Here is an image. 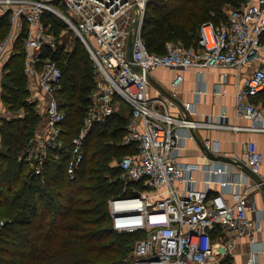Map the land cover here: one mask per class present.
<instances>
[{
  "label": "built area",
  "instance_id": "2783aa9c",
  "mask_svg": "<svg viewBox=\"0 0 264 264\" xmlns=\"http://www.w3.org/2000/svg\"><path fill=\"white\" fill-rule=\"evenodd\" d=\"M148 2L0 0V16L8 15L10 23L8 35L0 40V62L16 53V42L24 35L27 87L31 92L35 86L45 100L44 125L22 157L35 174H40L51 152L56 158L62 154L67 161V174L74 178L91 128L106 125L124 105L129 117L123 144H133L138 151L115 162L128 196L109 199L108 207L115 230L145 232L126 260L129 264H212L219 253L215 233L224 234L221 248L228 251L244 236L254 245L256 224L249 217L245 190L234 193L229 201L222 192L210 194L208 185L205 189L195 187L193 173L198 167L177 160L182 146L176 130L186 128L193 138L194 129L229 125L172 113L176 105L173 100L163 94H150V75L160 67L178 71L234 68L238 72L243 67H253L235 93V115L253 122L241 129L264 132V100L260 98L264 93V0H241L239 6H229L226 23L200 25L197 46L168 42L164 53L149 51L142 37ZM47 14L66 23L84 45L93 65L95 87L89 95L84 122L69 143L65 139L66 114L60 105L64 74L49 55L61 42L49 33L44 23ZM135 26L130 59L129 40ZM182 82L183 75L178 72L171 81L172 96ZM219 92L224 94L225 90ZM186 108L193 111L194 106L189 103ZM204 143L211 151L216 150L210 140ZM245 154L247 166L258 173L263 154L254 142H247ZM221 172V168L214 170L216 175ZM211 182L207 180V184ZM119 201L132 204L119 208ZM3 224L1 220L0 227ZM258 253L259 248L253 247L247 258L237 264H255Z\"/></svg>",
  "mask_w": 264,
  "mask_h": 264
},
{
  "label": "trees",
  "instance_id": "16d2710c",
  "mask_svg": "<svg viewBox=\"0 0 264 264\" xmlns=\"http://www.w3.org/2000/svg\"><path fill=\"white\" fill-rule=\"evenodd\" d=\"M240 4L241 0H149L142 30L144 43L154 53H164L167 43L177 40L186 47L197 46L201 24L226 23L224 6ZM58 21L52 14L44 17L45 25L56 35L67 28ZM9 30L8 15L0 16V40ZM22 37L7 63L2 85L4 104L11 112L22 110L23 114L0 119V220L4 218L0 264H129L126 257L145 232L115 230L108 207L109 199L128 196L115 162L138 151L133 144H123L129 116L116 113L106 125L91 128L74 178L68 176L62 154L56 158L52 152L40 174L31 167L23 174L29 164L20 157L40 117L35 104L26 98L29 90ZM49 55L64 74L60 105L66 114L65 139L69 143L84 122L95 87L93 65L78 39L71 52L62 44ZM260 98L264 100V93Z\"/></svg>",
  "mask_w": 264,
  "mask_h": 264
},
{
  "label": "crops",
  "instance_id": "0c3cea01",
  "mask_svg": "<svg viewBox=\"0 0 264 264\" xmlns=\"http://www.w3.org/2000/svg\"><path fill=\"white\" fill-rule=\"evenodd\" d=\"M252 70L253 67L250 66L243 67L240 72L234 68L203 70L190 68L178 71L160 67L153 70L150 75L149 92L152 96L172 95V79L178 72L183 75V82L175 98L182 103L181 106L184 105V108L176 103L172 113L185 114L191 119L211 120L229 125L228 128L194 129L191 131L193 138L190 137V131L186 128L176 130L182 146L178 151L177 160L182 163H192L198 167L193 173L196 179L195 187L205 189L208 185L210 194L222 192L229 201L232 200L234 193L245 190L246 201L250 207L249 217L256 224L254 245L248 236H244L238 239L228 251L221 248L224 243V234L215 233L213 238L215 243L219 244V253L213 258L212 264H222L225 260H228V264L243 262L253 247L259 248L255 264H264V132L241 129L240 127L252 126L253 122L235 115V93L238 87L245 83ZM224 74H226L225 78ZM219 90H225V93ZM189 103L193 104V111L185 109V105ZM206 140H210L214 145L215 154L235 158L245 164L246 144L249 141L254 142L257 150L263 154V164L256 173L262 181L253 180L237 166L207 158L199 146V141L203 143ZM218 168H221L222 172L216 175L214 170ZM207 180L212 182L207 184Z\"/></svg>",
  "mask_w": 264,
  "mask_h": 264
},
{
  "label": "rangeland",
  "instance_id": "374dc122",
  "mask_svg": "<svg viewBox=\"0 0 264 264\" xmlns=\"http://www.w3.org/2000/svg\"><path fill=\"white\" fill-rule=\"evenodd\" d=\"M229 9H230L229 6H224V10H225L226 13L229 12ZM54 19L58 21V17L54 16ZM49 33L51 34L53 32L49 30ZM55 36H56V40L59 41V42H61V45L62 44L65 45V47H66V49H67L68 52H71L73 50V47H74L77 39H76L75 34L68 27L66 29H63L60 32V34H58V35L55 34ZM91 41L95 45L94 40L91 39ZM172 43L183 45V42L180 41V40L174 41ZM9 59H10V56L7 57V58H5V59H3L0 62V94H2V85H3V82L5 80V74H6L5 73V70H6V66H7V63L9 61ZM1 96H0V101H1L0 103L2 105V111H4V112L3 113H2V111L0 112V119H2V118L12 119V118L17 117L20 114L21 115L23 114V111L22 110L20 112H18V113L11 112L8 109L7 105H5L4 102L2 101ZM26 98H28V101L33 102L35 104V110H36L37 114L40 117V120H39L40 122L38 124L37 130H36L34 136L31 138V140L29 142V144H31V143H33L35 141L37 132L40 130V128L42 127V125H44L45 113H44V108L42 107V105H43V103H44L45 100L41 97L40 92H38V90H36L35 86H33V90H31V92L29 91V94H28V96H26ZM38 104H40L41 106L38 107ZM118 113L121 114V115H123L125 118H127L128 115H129L128 114V109L124 105H121ZM1 150H3V149H2L1 143H0V151ZM22 159H23V157L21 155L20 161ZM117 161H119V160H117ZM28 168H30V165H29V167H27L26 171L23 172V174H25L27 172ZM124 186H125V183H124ZM2 220H4V218ZM140 237H141V234L137 238H140Z\"/></svg>",
  "mask_w": 264,
  "mask_h": 264
},
{
  "label": "water",
  "instance_id": "95a60500",
  "mask_svg": "<svg viewBox=\"0 0 264 264\" xmlns=\"http://www.w3.org/2000/svg\"><path fill=\"white\" fill-rule=\"evenodd\" d=\"M135 29H136V26L133 28V31L130 35V40H129V58L132 59V48H133V41H134V38H135ZM171 100H173L175 103H177L179 106L182 105V103H180L174 96H172L171 94L167 95ZM182 108H184V105L181 106ZM199 146L202 150V152L204 153V155L209 158L210 160H213V161H222V162H225V163H229L230 165H234V166H237L239 167L245 174L249 175L253 180L257 181V182H261L262 180H260V177L252 172L250 170V168L245 164L243 163L242 161L240 160H237V159H233V158H227V157H222V156H219L218 154H215L213 151H211L207 146L206 144L201 141H199Z\"/></svg>",
  "mask_w": 264,
  "mask_h": 264
},
{
  "label": "bare ground",
  "instance_id": "6f19581e",
  "mask_svg": "<svg viewBox=\"0 0 264 264\" xmlns=\"http://www.w3.org/2000/svg\"><path fill=\"white\" fill-rule=\"evenodd\" d=\"M131 204H132V202H130V201H119L116 203V206L119 208H124V207L131 205Z\"/></svg>",
  "mask_w": 264,
  "mask_h": 264
}]
</instances>
